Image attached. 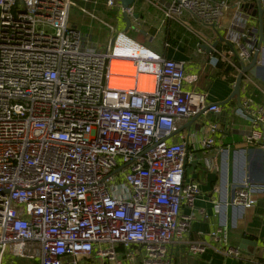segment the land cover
Listing matches in <instances>:
<instances>
[{"label":"built area","instance_id":"2783aa9c","mask_svg":"<svg viewBox=\"0 0 264 264\" xmlns=\"http://www.w3.org/2000/svg\"><path fill=\"white\" fill-rule=\"evenodd\" d=\"M100 7L126 13L130 30H136L134 5L124 9L121 0H0L3 255L79 264L97 246H108L106 254L139 246L142 264H169L167 246L190 231L193 219L182 208H194L200 187L185 181L192 159L187 143L171 138L181 122L207 107L206 96L184 90L197 76H188L183 63L164 59L124 33L115 35ZM231 7L235 23L225 36L231 49H214L210 62L232 65L241 74L230 61L246 66L259 40L242 1L171 0L163 13L178 22L189 14L219 31ZM74 8L109 29L106 46L71 23ZM114 60L132 64L134 74L123 76L134 81L132 88L111 86ZM143 74L148 78L141 84ZM242 83L249 87L251 77L244 75ZM219 110L214 105L205 115ZM236 115L250 123L247 144L264 149V106L248 95ZM219 130L209 123L203 149L216 147ZM228 151L220 148L221 154ZM207 164L215 168L211 160ZM263 193L264 186L244 182L233 204L251 208L254 196ZM223 234L219 229L211 235ZM190 249L197 254L205 246ZM227 255L238 257L240 251L229 248Z\"/></svg>","mask_w":264,"mask_h":264},{"label":"crops","instance_id":"0c3cea01","mask_svg":"<svg viewBox=\"0 0 264 264\" xmlns=\"http://www.w3.org/2000/svg\"><path fill=\"white\" fill-rule=\"evenodd\" d=\"M230 4L239 0H228ZM171 0H136L134 15H138L136 32L143 36L145 43H135L147 48L166 60L184 64L188 76H197L194 84H186L185 91L205 95L206 106L222 104L232 94L238 72L229 64L219 63L217 67L210 62L215 56L214 49L226 52L230 44L226 42V30L235 23L236 11L231 7L223 19V29L216 31L203 25L189 14H184L180 21L167 20L163 10ZM255 4L247 12L248 26L252 31L259 29V17H253L257 8L256 0H246ZM264 7V0H262ZM99 14L116 30L126 29L123 16L116 11L99 8ZM141 17H143L141 19ZM87 27L94 31L95 24L88 18ZM99 25V24H98ZM264 26V19H263ZM81 28V27H80ZM121 31V32H122ZM92 35V34H91ZM93 36V35H92ZM110 34L105 40L109 41ZM99 41L104 47L107 44ZM253 59V58H252ZM251 59V61H252ZM251 61L247 64L249 65ZM235 66L241 68L237 58L232 59ZM258 64L264 66V45ZM246 65V66H247ZM222 66L223 68H218ZM231 67V71H224ZM252 84L242 83L241 99L251 95L256 104L264 106V81L248 73ZM238 102L230 100L220 106L218 112H209L196 121L191 128H184L193 118L179 124L178 132L172 142H184L192 159L185 165V181H196L200 195L194 208L183 207L182 214L191 216V228L188 234L167 246L166 260L169 264H260L264 262V193L254 196L256 203L251 208H241L233 204L238 190L244 182L264 186V169L261 168L259 147L247 144L245 138L250 132V123L236 115ZM220 126L216 134L215 148L205 150L200 141L207 133L209 123ZM220 148H228V153L221 154ZM262 149V148H260ZM264 150V149H263ZM211 160L215 168H209ZM222 229L226 237L219 235L214 239L212 233ZM192 244H203L205 251L194 254ZM229 248L238 249L240 255H227ZM110 248L97 246L94 253L81 258L79 264H142L144 250L139 246L130 249L118 246L112 254H106ZM0 264H41L39 260L16 258L0 251Z\"/></svg>","mask_w":264,"mask_h":264},{"label":"water","instance_id":"95a60500","mask_svg":"<svg viewBox=\"0 0 264 264\" xmlns=\"http://www.w3.org/2000/svg\"><path fill=\"white\" fill-rule=\"evenodd\" d=\"M244 3V12L247 14V12L250 9H253L255 7V4H250L246 3V0H239ZM136 0H121V3L123 5L124 9H127L129 7H132L135 4ZM256 6L257 8L254 10L253 17H256L258 15L259 17V29L255 30L256 33L259 34V40L257 42V50L254 54V57L251 61V63L247 66L242 65V72L239 74L236 83L234 85L232 94L230 95L229 99L222 103V104H215L216 106H222L227 104L230 100L236 99L238 102V106L241 105V87H242V81L243 77L246 74H251L255 78H262L264 81V66H260L258 64L259 57L262 53L263 45H264V26H263V19H264V7L262 5V0H256ZM125 22L127 24L126 26V31H129L130 29H133L131 25V21L126 13L123 14ZM135 18L138 19L139 16L135 15ZM143 17H141L142 19ZM212 106L214 105H209L205 109H203L197 116H195L184 128H191V126L201 119L203 116H205L206 111H208ZM251 151H259L260 156H261V168L264 169V150L257 148L256 150L252 149Z\"/></svg>","mask_w":264,"mask_h":264},{"label":"rangeland","instance_id":"374dc122","mask_svg":"<svg viewBox=\"0 0 264 264\" xmlns=\"http://www.w3.org/2000/svg\"><path fill=\"white\" fill-rule=\"evenodd\" d=\"M123 16V15H120ZM124 18V16H123ZM70 20L71 23L76 26V27H81V30L83 31L84 34L89 35L90 37L92 36L93 38V42L98 44L99 41H104L106 39V37L109 35L110 31L107 27L102 26V25H98L95 24V29L94 31L90 30V28H88L87 25V20L82 16V14L78 11L77 8L72 9L71 13H70ZM125 21V19H124ZM109 23V22H108ZM111 24V23H109ZM48 31L52 32L50 29H47ZM122 30L118 28V30H115V35L119 32H121ZM121 33H124L126 35H130L132 39H134L135 41L139 42V43H145L146 39L141 36L138 32L134 31V30H130V31H126V29L124 31H122ZM92 34V35H91ZM109 41L105 40V43L107 44ZM100 46V44H98ZM102 47V46H101Z\"/></svg>","mask_w":264,"mask_h":264},{"label":"bare ground","instance_id":"6f19581e","mask_svg":"<svg viewBox=\"0 0 264 264\" xmlns=\"http://www.w3.org/2000/svg\"><path fill=\"white\" fill-rule=\"evenodd\" d=\"M111 86L113 88H132L134 86V81L124 78L125 75H133L134 70L132 68V64L116 61L112 62V69H111ZM148 78L147 75L143 74L139 77L140 83L143 82Z\"/></svg>","mask_w":264,"mask_h":264},{"label":"trees","instance_id":"16d2710c","mask_svg":"<svg viewBox=\"0 0 264 264\" xmlns=\"http://www.w3.org/2000/svg\"><path fill=\"white\" fill-rule=\"evenodd\" d=\"M240 65H241V68H242V65H243V64H240ZM218 68H223V67L220 66V67H218ZM231 70H232L231 67H226L224 71L229 72V71H231Z\"/></svg>","mask_w":264,"mask_h":264}]
</instances>
